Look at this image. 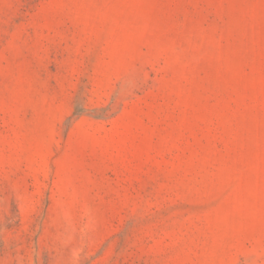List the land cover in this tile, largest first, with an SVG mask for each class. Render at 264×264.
I'll return each mask as SVG.
<instances>
[{
    "label": "rangeland",
    "instance_id": "rangeland-1",
    "mask_svg": "<svg viewBox=\"0 0 264 264\" xmlns=\"http://www.w3.org/2000/svg\"><path fill=\"white\" fill-rule=\"evenodd\" d=\"M0 264H264V0H0Z\"/></svg>",
    "mask_w": 264,
    "mask_h": 264
}]
</instances>
